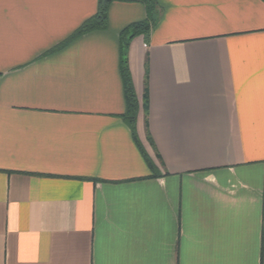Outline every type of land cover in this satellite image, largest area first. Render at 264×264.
<instances>
[{"label":"crops","instance_id":"obj_1","mask_svg":"<svg viewBox=\"0 0 264 264\" xmlns=\"http://www.w3.org/2000/svg\"><path fill=\"white\" fill-rule=\"evenodd\" d=\"M0 0V264H264V0Z\"/></svg>","mask_w":264,"mask_h":264},{"label":"trees","instance_id":"obj_2","mask_svg":"<svg viewBox=\"0 0 264 264\" xmlns=\"http://www.w3.org/2000/svg\"><path fill=\"white\" fill-rule=\"evenodd\" d=\"M114 1H128V0H97L98 7L96 14L87 20L72 36V38H76L81 36L89 31L96 30V29H104L106 23V12L107 8L110 3ZM142 3L146 7L147 12V19L142 22L134 23L127 28H125L121 34V55H120V73L123 80L124 85V98H125V105H126V112L125 116L129 121L131 128L133 129V114L136 111L137 102L134 97L133 89L130 84L129 74L126 67V59H125V48L127 46V41L132 39L134 36L138 34H143L146 38L148 33L153 25L152 21V1L151 0H141Z\"/></svg>","mask_w":264,"mask_h":264}]
</instances>
